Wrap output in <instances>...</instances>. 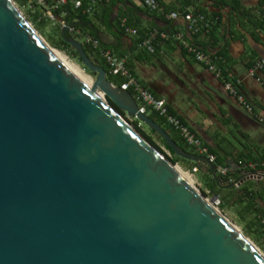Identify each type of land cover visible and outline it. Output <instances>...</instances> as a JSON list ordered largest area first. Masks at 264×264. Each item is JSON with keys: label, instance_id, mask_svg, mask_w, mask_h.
<instances>
[{"label": "water", "instance_id": "95a60500", "mask_svg": "<svg viewBox=\"0 0 264 264\" xmlns=\"http://www.w3.org/2000/svg\"><path fill=\"white\" fill-rule=\"evenodd\" d=\"M91 88L0 0V264H264L249 239L106 102L183 151L129 91L114 86L81 40L66 37ZM264 174V171H262ZM244 171L225 188L255 180ZM212 201L217 205L219 196Z\"/></svg>", "mask_w": 264, "mask_h": 264}, {"label": "crops", "instance_id": "0c3cea01", "mask_svg": "<svg viewBox=\"0 0 264 264\" xmlns=\"http://www.w3.org/2000/svg\"><path fill=\"white\" fill-rule=\"evenodd\" d=\"M81 1L93 9L87 15L88 22L79 24L82 34L91 31L117 56L126 57L131 73L156 98L165 101L168 111L194 133L214 160L235 169L236 177L231 181L244 171H258V188L252 179L233 188L259 194L264 209V169L250 166L264 162V69L256 75L250 72L255 62L264 59V27L254 15L262 0H238L246 14L235 10L238 5L234 6V0H193L189 5L210 18H219L212 31L199 36L198 45L223 56L228 78L252 104V112L242 108L238 98L225 89L223 80L197 62L179 42H156L140 50L136 47L137 31L169 26L183 31L186 22L182 17L167 20L143 8L140 0H103L93 5L92 0ZM158 1L180 15L189 7L185 0ZM124 23L136 33L126 32Z\"/></svg>", "mask_w": 264, "mask_h": 264}, {"label": "built area", "instance_id": "2783aa9c", "mask_svg": "<svg viewBox=\"0 0 264 264\" xmlns=\"http://www.w3.org/2000/svg\"><path fill=\"white\" fill-rule=\"evenodd\" d=\"M103 0H92V5L100 3ZM193 1V0H191ZM68 2H72L75 8L80 9L83 14L90 15L93 11L92 6L83 7L81 0H56L53 3L47 0H29L27 7L30 8L32 12H36L37 9L42 8L45 14L40 11L41 17L49 18L53 23L59 24L62 29L68 27V23L65 21H58L53 15V12L65 5ZM141 6L151 12H155L160 16H163L167 20H177L182 17L186 22V27L183 31H175L169 34L168 31L153 28L151 29L147 36L140 40L137 44L138 49H147L154 45L159 39L161 40H172L179 42L184 49L191 55L194 59L206 66V68L212 72L216 77L221 78L224 82L225 89L233 96L238 98V102L242 108L248 112L253 111V106L248 102L246 96L238 90L235 84L228 78L225 77L224 69L221 63L224 58L218 54H211L204 51L196 42L187 38L186 34L197 35L202 33L204 30H208L216 22V18H210L205 14L196 11L193 7L189 6L186 11L180 15L177 12H170L165 9V7L158 0H140ZM122 27L126 32L136 33V30H131L124 23ZM70 33L76 34L79 39L87 44H90L94 48L100 47V41L97 38L90 36L89 34H82L75 27H69ZM101 55L108 65L109 71L113 75H121L125 78V82L120 86L121 89L129 91L133 94V97L139 104L141 112H146V108H150L156 112L163 121L168 126L172 127L182 138L183 142L192 148L195 152L200 155H206L211 161H214V157L209 154V150L206 146L201 143V141L191 132L183 123L180 122L174 115H172L165 104L164 100H160L154 96L152 92L146 89L139 80L131 73L126 57L117 56L110 49H102ZM264 69V59H260L253 65L251 69V74L256 75L260 70ZM132 118V117H131ZM137 127L140 128L143 123L139 121L136 117ZM263 121L262 118H260ZM251 167H261L264 169V162L250 164ZM218 170L221 176H226L229 173L235 171L231 166H218ZM196 171V168H194Z\"/></svg>", "mask_w": 264, "mask_h": 264}, {"label": "trees", "instance_id": "16d2710c", "mask_svg": "<svg viewBox=\"0 0 264 264\" xmlns=\"http://www.w3.org/2000/svg\"><path fill=\"white\" fill-rule=\"evenodd\" d=\"M15 1L20 7H26L28 5L29 0H15ZM185 1H186V3H185L186 6H189L190 4H192L191 0H185ZM233 2H234V6L238 5V7H236L237 9L235 7H233V8H235V10H238V11L241 10L242 14L248 13L246 11V9L239 4L238 0H234ZM86 5H87V3L85 1L84 2L82 1V6L86 7ZM194 9L198 12H201L199 9H197L195 7H194ZM40 15H41L40 10L37 9L35 14H33V15L29 14L28 17H30V19H32V21L36 24V26L39 30H43L46 27L49 20H45V18H43V17H41V19H40ZM53 15L56 18V20L65 21L68 24L69 23H78V22H88V16L83 14L80 9L75 8V6L72 2H68L65 5L58 8L57 10H55L53 12ZM254 15L256 16L255 18L258 21V25H260L261 27L262 26L264 27V0H262L260 7L257 9V11ZM218 21H219V18H217L216 22L213 24V26L211 28H209L208 30H204L202 33H199L197 35L186 34L187 38L198 44L197 39L199 38V36L204 34V33H208L210 31H212L213 28L215 26H217ZM75 28L77 30H79L80 32L82 31L81 26H76ZM56 29H57V31L59 30V32L57 33L56 39H54L55 38L54 36L52 38L50 37L51 38L50 41H51L52 46L60 49L61 51L66 52V54L71 56V57L78 58L77 52L71 47L70 44L65 42V40L62 36V30L63 29L61 28V26L59 24H58ZM159 29H161V28H159ZM162 30H165V31L167 30L169 32V34L173 33L174 31H177V29H175V26H169V27L162 29ZM149 31H147V32L137 31V35H138L137 36L138 37L137 43L140 40H142L144 37H146ZM81 33H83V32H81ZM87 34H89L90 36L95 38V35L91 31H88ZM70 36L78 38V39L80 37L76 34L67 32L66 37H70ZM166 41H169V40L159 39L157 42H166ZM82 43H83V47H84L86 54L90 58H92L93 60H96L98 62V64L106 70L108 81H110L114 86L120 87L125 82V78H123L121 75L111 74L109 71L107 63L105 62V60L103 59V57L101 55L102 49H109V48L104 46L101 42H100L99 48H94L93 46H91L90 44H87L85 42H82ZM137 43H136V47H137ZM216 54L222 56L219 53H216ZM78 60H79V58H78ZM221 65L223 68V62L221 63ZM224 73H225V77L228 76V72L225 69H224ZM108 101L110 104H112V106H114V108H116V110L119 113L125 114L123 111L118 109L110 99H108ZM146 111H147V113H149L150 118L153 119L154 122L159 124L170 135L171 139L183 151L191 153V154H198L192 148L187 146L182 141V139L179 137L177 132L175 130H173L172 128L168 127V125L164 123L163 118H161L156 112H154L150 108H146ZM137 125H138L137 122H135V125H134L135 129L153 147H155L156 149L161 151L160 148L153 142L152 137L147 135L141 129V127L138 128ZM148 130L153 136H155L160 141V143L162 144V147L169 152V154H170L169 161L172 164L180 163L184 167H190L193 165L194 166H200L201 165V164H198V163L177 157L174 154V152L168 146L165 145L163 140L153 130H151L149 128H148ZM214 164L217 166H231V165L223 164L218 159L214 160ZM239 165H240V167H244V164H239ZM235 177H236V171L229 173L226 176H222V183L219 184L212 178V176L209 174V171H208L204 175V180H205L206 188H208V190L210 192H212L213 195L219 196L220 206L222 208H227V207L232 208L233 207L232 208L233 212L236 215L239 223L242 225L245 233H247L255 241V243L258 246H260L262 249H264V209L262 208V206L258 200V198H260V195L257 193H256L257 194L256 195L255 192L251 191V190L222 187L221 184H223V182L229 183Z\"/></svg>", "mask_w": 264, "mask_h": 264}, {"label": "rangeland", "instance_id": "374dc122", "mask_svg": "<svg viewBox=\"0 0 264 264\" xmlns=\"http://www.w3.org/2000/svg\"><path fill=\"white\" fill-rule=\"evenodd\" d=\"M19 6V5H18ZM20 7V6H19ZM20 9L22 10L23 14L25 15V17L27 18V20L29 21V23L31 24V26L39 33L40 36H42V38L48 42L50 45L51 44V38L54 36L56 39L57 37V33L59 32V30L57 31V26L58 24H54L53 21H51L50 19H48L47 17H45V20H49L46 27L43 29V30H39L36 26V24L32 21V19H30V17H28V15H33L35 14L36 12H32L30 10L29 7H20ZM40 11H42L43 13L42 14H45L44 13V10L42 8H39ZM56 31V32H55ZM51 37V38H50ZM83 42V41H81ZM66 54V52H64ZM67 55V54H66ZM68 58L76 63L86 74H88V76H90L93 81H95V78L96 76L94 74H91L90 71H88L87 69L84 68V66L81 64V61L78 60V58H74V57H71L69 55H67ZM90 72V73H89ZM100 92H102L101 90H98ZM108 101V99H107ZM109 102V101H108ZM119 113V112H118ZM120 114V113H119ZM131 126L132 128L135 129L134 125H135V122H136V119L135 118H131V117H127L126 116V113L125 114H120ZM141 129L147 134L149 135L150 137H152V140L153 142L160 148L161 151H159L158 149H155L165 158L169 161L170 159V154L167 150H165L163 147H162V144L160 143V141L155 137L153 136L148 128L143 124L141 126ZM136 130V129H135ZM137 131V130H136ZM138 132V131H137ZM139 133V132H138ZM140 134V133H139ZM141 135V134H140ZM200 164V163H198ZM175 165H178L181 170H183L186 174H188V176L192 179L195 187L197 188V190H199V192L207 199L209 200L212 205L217 208L232 224H234L236 227H239L240 231L244 234V236H246L248 239H250L263 253H264V249H262L260 246H258L255 241L247 234L245 233L242 225L239 223L236 215L234 214L233 212V207L232 208H222L220 206V202L216 205L212 199L214 198L215 195H213L212 192H210L208 190V188H206V185H205V180H204V175L205 173L208 172V168L201 164L200 166H190V167H184L182 166L180 163H175ZM194 168H196V171H194Z\"/></svg>", "mask_w": 264, "mask_h": 264}, {"label": "bare ground", "instance_id": "6f19581e", "mask_svg": "<svg viewBox=\"0 0 264 264\" xmlns=\"http://www.w3.org/2000/svg\"><path fill=\"white\" fill-rule=\"evenodd\" d=\"M34 29V28H33ZM35 30V29H34ZM36 31V30H35ZM37 32V31H36ZM38 33V32H37ZM39 34V33H38ZM42 37V36H41ZM48 43V42H47ZM49 44V43H48ZM50 45V44H49ZM62 58L63 60L91 87L93 88L94 86V81L93 79L88 76V74H86L76 63L72 62L68 56L64 53V51H61L58 48L53 47L52 45H50ZM96 93H98L106 102V98L104 96V94L100 91H96ZM167 160V159H166ZM168 161V160H167ZM179 173H181L194 187V183L192 181V179L188 176V174H186L183 170H181V168L178 165L172 164L170 161H168ZM196 188V187H195ZM197 189V188H196ZM199 191V190H198ZM207 200V199H206ZM211 205L212 203L207 200ZM213 206V205H212ZM214 207V206H213ZM215 208V207H214ZM232 226H234V224H232L217 208H215ZM239 229V227H237ZM240 230V229H239ZM247 238V237H246ZM251 244V246L253 248H255V250L264 258V253L249 239L248 240Z\"/></svg>", "mask_w": 264, "mask_h": 264}]
</instances>
